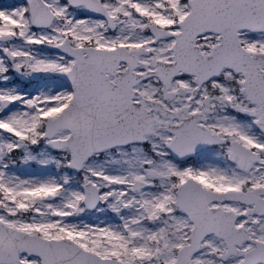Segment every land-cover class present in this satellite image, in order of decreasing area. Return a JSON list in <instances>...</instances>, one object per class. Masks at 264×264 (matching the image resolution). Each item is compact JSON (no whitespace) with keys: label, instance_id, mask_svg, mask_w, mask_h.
<instances>
[{"label":"snow or ice","instance_id":"obj_1","mask_svg":"<svg viewBox=\"0 0 264 264\" xmlns=\"http://www.w3.org/2000/svg\"><path fill=\"white\" fill-rule=\"evenodd\" d=\"M0 264H264V0H0Z\"/></svg>","mask_w":264,"mask_h":264}]
</instances>
